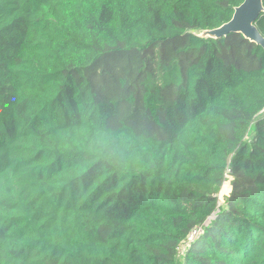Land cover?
<instances>
[{
  "label": "trees",
  "instance_id": "16d2710c",
  "mask_svg": "<svg viewBox=\"0 0 264 264\" xmlns=\"http://www.w3.org/2000/svg\"><path fill=\"white\" fill-rule=\"evenodd\" d=\"M242 1L0 0V264H264Z\"/></svg>",
  "mask_w": 264,
  "mask_h": 264
},
{
  "label": "water",
  "instance_id": "95a60500",
  "mask_svg": "<svg viewBox=\"0 0 264 264\" xmlns=\"http://www.w3.org/2000/svg\"><path fill=\"white\" fill-rule=\"evenodd\" d=\"M264 0H243L234 7L231 18L218 27L204 30L202 34L223 36L228 32H239L244 38L264 49V36L256 26V19L263 11Z\"/></svg>",
  "mask_w": 264,
  "mask_h": 264
},
{
  "label": "rangeland",
  "instance_id": "374dc122",
  "mask_svg": "<svg viewBox=\"0 0 264 264\" xmlns=\"http://www.w3.org/2000/svg\"><path fill=\"white\" fill-rule=\"evenodd\" d=\"M231 188V184H230V175H227L226 180L223 182V185L221 186L219 192H218V199L219 202L221 203L223 201V197L229 192ZM194 233V232H193ZM192 234V233H191ZM190 235L188 236V238L182 242V244L179 246V250L178 252H182V248L184 247V245L189 241Z\"/></svg>",
  "mask_w": 264,
  "mask_h": 264
}]
</instances>
